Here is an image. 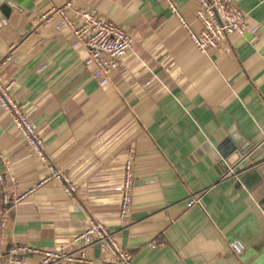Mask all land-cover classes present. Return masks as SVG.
I'll return each instance as SVG.
<instances>
[{"label":"crops","instance_id":"0c3cea01","mask_svg":"<svg viewBox=\"0 0 264 264\" xmlns=\"http://www.w3.org/2000/svg\"><path fill=\"white\" fill-rule=\"evenodd\" d=\"M0 12L1 81L44 140L49 163L76 184L73 196L48 181L11 208L0 189V264L11 244L52 248L68 243L90 221L103 222L134 264H264V213L260 185L249 190L237 177L250 167L241 158L227 172L212 155L230 133L253 145L264 142V0H238L255 34H232L200 52L173 16L199 29L195 0H5ZM96 10L134 39L131 50L100 86L73 47L67 26L52 11ZM45 15L48 21L41 19ZM134 156L128 225L117 224L118 186L124 161ZM0 154L9 197L47 174L46 166L0 108ZM0 168L3 164L0 160ZM15 183V186H14ZM260 188V189H258ZM190 197L196 199L187 206ZM240 239L245 249L228 246ZM96 263L109 254L93 249ZM28 255L23 264H39Z\"/></svg>","mask_w":264,"mask_h":264},{"label":"built area","instance_id":"2783aa9c","mask_svg":"<svg viewBox=\"0 0 264 264\" xmlns=\"http://www.w3.org/2000/svg\"><path fill=\"white\" fill-rule=\"evenodd\" d=\"M196 20L199 29H194L180 14L173 3L169 9L180 23L187 29L190 40L202 53L218 48L220 42L232 34L244 35L246 32L255 34L258 27H249L247 13L237 5L238 0H195ZM69 3L53 9L60 17L56 29L67 26L74 35L73 47L82 46L87 49L86 63L95 67L92 77L100 86L107 85L111 73L119 67L125 55L131 50L134 39L116 22L102 17L96 10H73L77 22L68 14ZM45 21V15L41 17ZM7 54L0 60V70L9 60ZM14 81L0 80V108L5 111L13 127L20 133L25 143L47 169V174L31 189L19 192L15 187L9 197L4 182V174L9 170L10 161L0 154L3 169L0 168V189L4 208H11L48 181L58 183L68 196H73L77 190L76 184L67 173L49 163L44 140L38 134L35 125L29 119L23 106L14 95ZM15 186V183H14ZM134 186V156L129 151L123 168V178L118 186L120 192V205L118 209L117 224L120 227L128 225L127 217L132 202ZM196 199L190 197L187 206H191ZM229 248L236 254L244 251L245 245L240 239H232ZM98 249L99 253L109 254L110 260L101 259L98 264H134L135 253L123 248L115 237V232L107 228L105 223L90 221L87 227L76 234L68 243L52 248H41L26 243L11 244L3 256L2 264H23L28 255L41 257L39 264H94L90 252Z\"/></svg>","mask_w":264,"mask_h":264},{"label":"water","instance_id":"95a60500","mask_svg":"<svg viewBox=\"0 0 264 264\" xmlns=\"http://www.w3.org/2000/svg\"><path fill=\"white\" fill-rule=\"evenodd\" d=\"M0 0V12L6 16L12 6L10 2ZM216 163L224 172L232 168L241 158H247L250 167L237 177V182L245 185L249 190L260 185V198L258 205L264 213V142L253 145L230 133V138L223 140L218 146L211 149ZM258 188V189H260ZM99 252L98 249H95Z\"/></svg>","mask_w":264,"mask_h":264}]
</instances>
